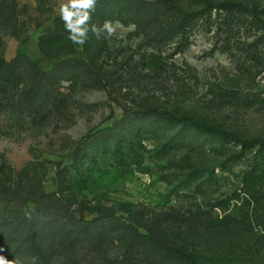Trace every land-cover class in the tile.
Wrapping results in <instances>:
<instances>
[{
    "label": "rangeland",
    "instance_id": "rangeland-1",
    "mask_svg": "<svg viewBox=\"0 0 264 264\" xmlns=\"http://www.w3.org/2000/svg\"><path fill=\"white\" fill-rule=\"evenodd\" d=\"M130 1L73 45L66 0H0V255L264 264V0Z\"/></svg>",
    "mask_w": 264,
    "mask_h": 264
},
{
    "label": "clouds",
    "instance_id": "clouds-1",
    "mask_svg": "<svg viewBox=\"0 0 264 264\" xmlns=\"http://www.w3.org/2000/svg\"><path fill=\"white\" fill-rule=\"evenodd\" d=\"M96 0H66L59 7L60 19L64 22V29L68 33L67 39L73 45H84L91 31L97 38L101 33H106L110 37L114 32L111 21H105L101 26L90 25L91 12L94 10ZM107 38V37H106ZM0 251H3L0 249ZM0 264L9 262L0 255Z\"/></svg>",
    "mask_w": 264,
    "mask_h": 264
},
{
    "label": "trees",
    "instance_id": "trees-1",
    "mask_svg": "<svg viewBox=\"0 0 264 264\" xmlns=\"http://www.w3.org/2000/svg\"><path fill=\"white\" fill-rule=\"evenodd\" d=\"M117 1H123V2H127V3L131 2L130 0H117ZM194 19H196V17L193 14H190V13L187 14L186 20H185V17H183L180 20V27H184L185 23H188L189 21H192ZM140 113L142 115L147 114L150 116L165 117L166 119H168L169 121H171L174 124H179L181 126H184L185 128L193 129L196 131H202V132H205L207 134L216 135V136H220V137H231V138L235 139V141H237L241 145L242 148H245L247 146V141L239 140L233 134L227 133V132L223 131L222 129H219V128L198 122V121L194 120L193 118L178 116L177 114L170 113V112L144 111V112H140ZM255 144H256L255 141H250V144H248V145L250 147H254ZM262 144L263 145L259 146L260 147L259 156H263L262 155V149H264V143L262 142ZM29 242L31 244V249L36 253V260L37 261H44V258L42 256V250L37 243L35 234L32 232H30V234H29ZM169 251L174 252V251H177V249L173 246H170ZM178 253L180 255L184 256V254H182L181 252H178ZM190 259H191V262L189 264H207V263L200 262L195 258H190Z\"/></svg>",
    "mask_w": 264,
    "mask_h": 264
}]
</instances>
